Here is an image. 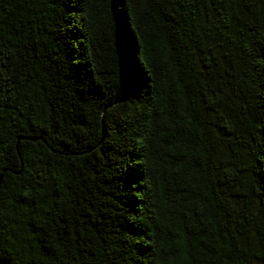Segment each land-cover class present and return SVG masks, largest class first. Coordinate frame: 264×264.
I'll list each match as a JSON object with an SVG mask.
<instances>
[{"label":"trees","instance_id":"16d2710c","mask_svg":"<svg viewBox=\"0 0 264 264\" xmlns=\"http://www.w3.org/2000/svg\"><path fill=\"white\" fill-rule=\"evenodd\" d=\"M0 261L264 264V0H0Z\"/></svg>","mask_w":264,"mask_h":264},{"label":"water","instance_id":"95a60500","mask_svg":"<svg viewBox=\"0 0 264 264\" xmlns=\"http://www.w3.org/2000/svg\"><path fill=\"white\" fill-rule=\"evenodd\" d=\"M0 263H1V264H8V263H6V262H3V261H0Z\"/></svg>","mask_w":264,"mask_h":264}]
</instances>
